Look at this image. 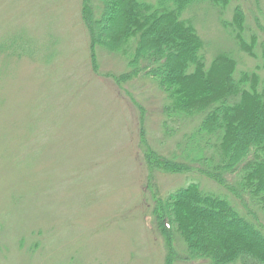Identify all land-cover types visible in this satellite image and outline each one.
<instances>
[{"label": "rangeland", "instance_id": "rangeland-1", "mask_svg": "<svg viewBox=\"0 0 264 264\" xmlns=\"http://www.w3.org/2000/svg\"><path fill=\"white\" fill-rule=\"evenodd\" d=\"M238 5L244 36L264 40V0H230L223 14L202 4L186 16L208 62L233 48L246 70L258 60L232 40ZM0 44L17 55L0 51V264H164L152 207L191 180L247 213L202 174L157 169V154L183 151L180 134L163 129L167 99L148 77L117 80L129 70L120 54L99 47L93 66L82 0H0Z\"/></svg>", "mask_w": 264, "mask_h": 264}, {"label": "trees", "instance_id": "trees-1", "mask_svg": "<svg viewBox=\"0 0 264 264\" xmlns=\"http://www.w3.org/2000/svg\"><path fill=\"white\" fill-rule=\"evenodd\" d=\"M229 1L82 0L93 66L98 69L99 47L120 54L129 70L117 80L148 77L167 99L163 129L168 137L180 134L183 151L156 155L153 148L157 169L202 174L247 210L196 180L158 197L152 216L168 246L164 264H264V40L256 33L251 40L244 36L245 12L238 5L229 23L232 40L258 63L239 70L233 48L219 50L208 62L194 16H186L202 4L223 14ZM9 48L0 44V51L17 56Z\"/></svg>", "mask_w": 264, "mask_h": 264}]
</instances>
